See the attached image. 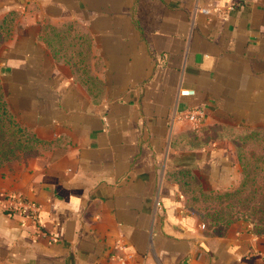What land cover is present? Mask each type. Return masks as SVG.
I'll return each mask as SVG.
<instances>
[{
    "label": "crops",
    "instance_id": "crops-1",
    "mask_svg": "<svg viewBox=\"0 0 264 264\" xmlns=\"http://www.w3.org/2000/svg\"><path fill=\"white\" fill-rule=\"evenodd\" d=\"M9 13L0 84L38 144L0 165V264H116L118 241L130 264H264V234L198 214L239 186L231 133H264V0H0ZM70 25L64 61L46 38ZM200 105L197 130L177 117Z\"/></svg>",
    "mask_w": 264,
    "mask_h": 264
},
{
    "label": "trees",
    "instance_id": "trees-1",
    "mask_svg": "<svg viewBox=\"0 0 264 264\" xmlns=\"http://www.w3.org/2000/svg\"><path fill=\"white\" fill-rule=\"evenodd\" d=\"M13 21L14 17L12 13H9L7 16L3 17L0 20V31L5 34V38L3 39L4 43L9 39L12 34L14 23ZM71 31H73L71 25L66 27L63 32H61L60 30H54L53 28L49 29V34L46 40L49 47H53V52L51 53L55 58H61L66 61L68 57L67 44L75 45L72 39L73 37L70 36ZM67 40L68 43L66 42ZM9 130L11 131L8 132ZM8 135L11 136L13 139L6 140V137ZM252 135H254L257 142H261L262 146L264 147V133H252ZM37 144L38 140L34 137V135L28 130L21 127L16 121L12 111L10 110L6 102L5 92L0 84V165H4L14 160H19L20 158L32 155L35 152ZM235 150L237 154V159L242 168L241 181L239 183V186L230 192H210V194L205 197L206 200H211L212 198L220 197H225L227 199V197L242 194L244 192L246 182L248 180H254L259 178L261 180L264 179V176L259 177V175L247 176V174L249 173L247 169L248 163H246L245 159L243 158V154L240 151V148L237 143ZM252 171L258 172L259 174L264 172V156L255 157V159L253 160ZM250 210L251 209L240 207L235 212L236 214H234L227 220L221 221L220 218L218 220L212 221L211 223H209V225L205 222L204 223L206 227L218 231L227 226L229 223L235 220L242 219L249 223L252 230L256 234H264V219L261 217H253V215H255L257 211H254L255 209L251 211ZM258 212L264 214V209H260Z\"/></svg>",
    "mask_w": 264,
    "mask_h": 264
},
{
    "label": "rangeland",
    "instance_id": "rangeland-1",
    "mask_svg": "<svg viewBox=\"0 0 264 264\" xmlns=\"http://www.w3.org/2000/svg\"><path fill=\"white\" fill-rule=\"evenodd\" d=\"M1 20V19H0ZM5 34L0 31V51L3 47ZM9 130L8 132H10ZM17 137V136H16ZM233 141L238 144L240 151L243 154L249 173L247 176L263 177V173L252 171L253 160L255 157L264 156V147L262 143H258L252 133L240 135L239 133H231ZM13 139L11 136H7L6 140ZM15 139V138H14ZM255 209L257 211L253 217H261L264 219V214L258 212L260 209H264V179L248 180L244 192L242 194L220 198H212L211 200H204L200 203L199 215L205 223L209 225L212 221L220 219L221 221L229 219L231 216L236 214L238 208ZM250 210V211H251Z\"/></svg>",
    "mask_w": 264,
    "mask_h": 264
},
{
    "label": "built area",
    "instance_id": "built-area-1",
    "mask_svg": "<svg viewBox=\"0 0 264 264\" xmlns=\"http://www.w3.org/2000/svg\"><path fill=\"white\" fill-rule=\"evenodd\" d=\"M238 4H227L224 7L212 5L210 7L198 9L202 14L214 13L218 15L222 20H226L232 10L237 7ZM181 97H189L194 95L193 90H181L179 91ZM206 116V109L203 105L193 106L186 108L178 113L177 117L189 123L194 130H197L203 123ZM3 210L9 214L18 215L21 219H28L34 228L39 227V208L37 205L28 202L19 195L10 194L4 197ZM204 228V225L201 226ZM114 255L112 256L113 261L116 264H130L132 255L126 252L125 245L118 241L114 245ZM141 264H148L142 262Z\"/></svg>",
    "mask_w": 264,
    "mask_h": 264
}]
</instances>
